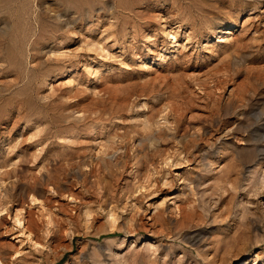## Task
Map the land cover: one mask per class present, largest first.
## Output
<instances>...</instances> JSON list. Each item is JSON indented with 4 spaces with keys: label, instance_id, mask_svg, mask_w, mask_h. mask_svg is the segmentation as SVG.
Here are the masks:
<instances>
[{
    "label": "rangeland",
    "instance_id": "rangeland-1",
    "mask_svg": "<svg viewBox=\"0 0 264 264\" xmlns=\"http://www.w3.org/2000/svg\"><path fill=\"white\" fill-rule=\"evenodd\" d=\"M0 264H264V0H0Z\"/></svg>",
    "mask_w": 264,
    "mask_h": 264
},
{
    "label": "bare ground",
    "instance_id": "bare-ground-1",
    "mask_svg": "<svg viewBox=\"0 0 264 264\" xmlns=\"http://www.w3.org/2000/svg\"><path fill=\"white\" fill-rule=\"evenodd\" d=\"M20 215H21L20 213H17V214L15 215V222L18 223V224H21V219H22V218L20 217Z\"/></svg>",
    "mask_w": 264,
    "mask_h": 264
}]
</instances>
